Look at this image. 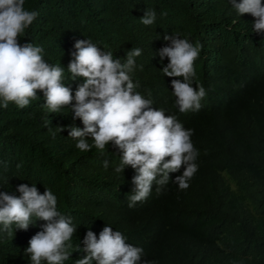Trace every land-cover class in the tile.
Returning a JSON list of instances; mask_svg holds the SVG:
<instances>
[{"label": "trees", "instance_id": "16d2710c", "mask_svg": "<svg viewBox=\"0 0 264 264\" xmlns=\"http://www.w3.org/2000/svg\"><path fill=\"white\" fill-rule=\"evenodd\" d=\"M24 7L39 15L19 42L42 48L43 59L64 70L62 83L73 96L85 82L68 71L78 40H91L121 62L141 49L129 74L135 91L191 129L198 150L187 190L172 182L182 166L160 194L154 184L130 208L136 170L115 172L122 153L112 143L103 153L77 149L68 126L84 125L71 106L50 114L41 91L23 109L0 106V192L19 196L21 184L53 192L58 211L76 228L64 264L84 258L77 249L85 247L86 233L98 238L107 225L142 248V260L151 264H264V31H252L255 18L238 14L231 0H25ZM146 9L156 12L148 26L141 22ZM166 34L201 46L193 81L206 90L199 111L181 113L175 103L171 82L182 77L165 76L170 61L158 54L170 43ZM45 223L28 230L13 224L10 231L0 225V264H31L25 250Z\"/></svg>", "mask_w": 264, "mask_h": 264}, {"label": "clouds", "instance_id": "9594fccd", "mask_svg": "<svg viewBox=\"0 0 264 264\" xmlns=\"http://www.w3.org/2000/svg\"><path fill=\"white\" fill-rule=\"evenodd\" d=\"M231 3L241 16L251 14L255 18L253 32L264 31V0H231ZM24 4L25 0H0V106L8 108L11 102L23 109L37 98L38 91L43 92L45 103L42 107L50 114L71 106L73 119H80L84 125L83 128L68 126L69 137L77 140V149L87 152L94 147L103 153L106 145L112 143L122 153L115 172H124L128 166L136 170L132 178L135 188L128 197L130 208L145 201L154 184L160 194L170 181L169 174L179 172L182 166V175L172 182L179 190H187L198 171L195 163L198 150L191 141L193 131L135 91L139 85L129 74L136 67L135 58L141 55V49L132 48L127 52L126 62H121L113 58L112 52L104 51L91 40H78L68 71L72 80L83 77L85 82L78 86L73 96L71 88L62 83L64 70L46 62L41 55L42 48L19 42V37L39 15L26 10ZM162 15L166 16L167 12ZM155 20L154 10L146 9L141 17L146 26ZM163 39L170 43L158 54L162 61L166 57L170 62L162 72L168 77H182V80L171 82L175 103L181 113L199 111L206 90L202 85L193 87V81L196 77L194 62L201 46L175 34H166ZM89 138L93 141L91 145ZM104 163L107 168L109 162L105 160ZM16 191L19 196L0 192L2 230L10 231L13 224L17 229L28 230L37 220L45 221L42 230L30 239L25 253L31 264L45 261L64 264L73 253L70 241L76 228L71 218L58 211L57 197L50 189L46 188L41 194L36 184L31 187L21 184ZM33 217L37 218L35 222ZM83 243L85 247L78 246L77 251L87 255L75 264H151L142 260V248L127 243L124 235L113 231L109 225L98 238L89 230Z\"/></svg>", "mask_w": 264, "mask_h": 264}]
</instances>
